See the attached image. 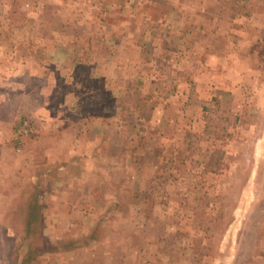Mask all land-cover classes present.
Returning a JSON list of instances; mask_svg holds the SVG:
<instances>
[{"label":"rangeland","instance_id":"rangeland-1","mask_svg":"<svg viewBox=\"0 0 264 264\" xmlns=\"http://www.w3.org/2000/svg\"><path fill=\"white\" fill-rule=\"evenodd\" d=\"M0 95V264H264V0H0Z\"/></svg>","mask_w":264,"mask_h":264},{"label":"crops","instance_id":"crops-1","mask_svg":"<svg viewBox=\"0 0 264 264\" xmlns=\"http://www.w3.org/2000/svg\"><path fill=\"white\" fill-rule=\"evenodd\" d=\"M12 93V92H11ZM13 95V94H11ZM1 96V95H0ZM14 97L10 99H7L4 97L3 99L0 98V152L6 153L8 151L10 143L12 144V131L11 127L12 124H14V119L17 117V113L19 112V105L18 103L14 104L12 103ZM31 103H27V106H25V109H27V115L29 118H38V114L42 113L44 110V106H39ZM24 109V110H25ZM44 110V114H45ZM14 114L16 115L14 117ZM12 123V124H11ZM39 131V130H38ZM15 138H17L15 136ZM19 148V146H17ZM51 146L47 145L45 148L49 149Z\"/></svg>","mask_w":264,"mask_h":264},{"label":"trees","instance_id":"trees-1","mask_svg":"<svg viewBox=\"0 0 264 264\" xmlns=\"http://www.w3.org/2000/svg\"><path fill=\"white\" fill-rule=\"evenodd\" d=\"M34 202V205L32 204ZM32 203L25 202L23 205V210L25 212L22 224L24 225V233L29 236V252L30 250H35V245L38 243L41 237L42 228V215L40 211V205L37 200H33ZM19 215V211L17 212ZM17 215L15 217H17ZM42 248L37 249L41 251Z\"/></svg>","mask_w":264,"mask_h":264}]
</instances>
